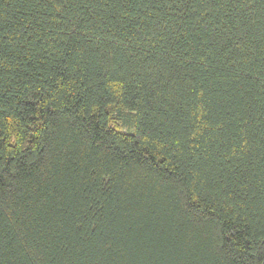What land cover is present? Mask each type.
<instances>
[{
  "label": "trees",
  "instance_id": "obj_1",
  "mask_svg": "<svg viewBox=\"0 0 264 264\" xmlns=\"http://www.w3.org/2000/svg\"><path fill=\"white\" fill-rule=\"evenodd\" d=\"M0 264H264V0H0Z\"/></svg>",
  "mask_w": 264,
  "mask_h": 264
}]
</instances>
